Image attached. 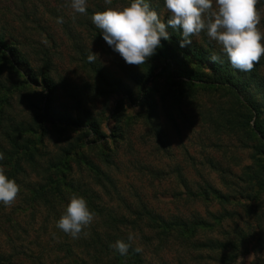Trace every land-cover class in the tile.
I'll use <instances>...</instances> for the list:
<instances>
[{"label":"rangeland","instance_id":"374dc122","mask_svg":"<svg viewBox=\"0 0 264 264\" xmlns=\"http://www.w3.org/2000/svg\"><path fill=\"white\" fill-rule=\"evenodd\" d=\"M153 1L160 8V14L166 13L169 18L171 14L165 8L164 0ZM125 4V0H112L111 5L105 4V0H86L85 15L74 12L71 0H0V34L4 43L10 45L9 49L16 50L23 58L19 63L9 61V66L0 67V81L7 88L6 99L0 103L4 114L0 123V153L10 150L7 139L11 133L10 125L16 126L20 121L35 123L33 117L38 112L37 108L43 106V102H39L33 110L27 104L31 91L39 89V85L32 82L23 91L17 88L28 75L30 82V73L37 75L44 56L48 57L51 77L62 85L52 104L74 116H81L84 109L97 113L102 119L100 130L103 135L107 134V118L121 96L117 92L99 95L100 87L88 67L91 64L87 60L89 50L97 54L94 64L102 66L112 76L127 80L122 68L129 64L97 34L99 29L92 23L88 11L95 12L97 5L99 9H105ZM256 7L261 15L258 27L264 34V0H259ZM58 17H62L64 22L58 23ZM204 36L207 37L204 32L193 36L191 48L220 52V46L208 37L209 43L203 41ZM261 43L264 44V39ZM188 57L190 60L193 58L192 55ZM182 58L188 63L186 57ZM159 62L151 61L157 64L155 72L160 70ZM15 68L20 73L14 75L12 70ZM27 69L28 75H23ZM256 75L258 79L252 81L249 94L253 99L261 100L264 96L257 83L264 81V65L256 70ZM158 80L161 85L164 79L160 77ZM88 85L97 88L98 95L93 99ZM129 85L134 100L139 87L134 83ZM70 90L76 93L78 104L66 95ZM206 93L198 90L193 103L187 100L188 97L178 105L175 100H165L162 106L158 101L157 113L151 118L159 128L158 135L142 122L143 116L137 106L126 108L125 105L126 111L140 114L141 120L132 121L122 130L123 134L110 157L111 164H105L96 157L94 149L90 148L96 145V141L91 133L86 135L83 126L51 124L36 117L45 133L36 145L41 149L40 153H53L58 145L64 146L80 136L78 141L84 143L79 148L86 158L83 162H70L67 180L89 188L97 197V203L133 223L123 226V235L126 239L129 234L135 237L133 246L142 248L139 254L144 264H264V190L254 199L244 200L239 196L238 192L249 189H243L235 176L242 166L250 162V150L241 146L236 135L211 131L199 119L194 107L211 104L208 97L217 95ZM155 99L157 101V97ZM36 136L35 133L31 135L34 140H37ZM41 158L44 157L41 155L38 160ZM23 164V172L13 177L8 175L11 165L7 160L0 162L6 176L14 178L20 188L10 207L0 202V252L14 254L15 264H31V255L36 256L45 246H51L60 238V231L56 236L54 229L51 230L54 219L50 210L40 203H25L31 188L40 182L41 173L37 174L36 170ZM90 164L99 167L106 177L94 175ZM207 185L233 195L226 201H218L206 191ZM236 188L238 191L235 192ZM68 202H57L55 210L65 212ZM143 209L161 221L186 223L187 226L200 222L201 226L186 231L180 226L174 232L161 236L150 228L152 221L145 218ZM96 223L99 224L94 215L90 226ZM153 225L159 227L156 223ZM100 228L104 229L98 226ZM228 239L236 243V249L230 250L226 246L209 248L206 245L209 240L221 242ZM231 253L232 259L225 262V256ZM50 254L42 258L45 264H55L56 258L60 264H69L60 252ZM80 256L86 258L83 253Z\"/></svg>","mask_w":264,"mask_h":264},{"label":"trees","instance_id":"16d2710c","mask_svg":"<svg viewBox=\"0 0 264 264\" xmlns=\"http://www.w3.org/2000/svg\"><path fill=\"white\" fill-rule=\"evenodd\" d=\"M125 1H127V4L131 2V0ZM145 2L166 23L168 19L167 14H160V8L157 7L156 1L145 0ZM95 9L96 11L104 10L99 9L98 5ZM93 13L88 11L89 15ZM168 32L170 39L167 41L161 39L162 46L156 49L155 54L148 58L145 64L140 66L129 65L127 66L128 68H122L127 80L119 76L110 75L97 63L89 64L88 67L96 78L97 86L99 85L100 87L99 95L117 92L121 96L116 101L112 113L107 118L108 131L105 135L100 130L102 119L97 113L95 114L84 109V113L81 116H74L64 110H58L52 104L55 95L62 85L51 77L47 56L42 58V67L39 68L37 75L35 76L30 73V82L28 72H26L28 69L22 73L23 75L27 73L28 78L19 82L18 90H25V87L28 88V85L32 82L39 85V89L35 88L36 91H31L30 93L31 99L27 102L29 108L34 110L39 102H43V106L37 108L38 112L33 117L37 124L32 122L24 124L20 121L16 126L10 125L9 129L11 133L9 132L7 136L10 150L3 153L4 158L2 160H7V163L11 165L8 171V175L10 176L16 177L19 172H23L22 163H25L23 165L29 167L31 170H36L37 174L41 173L40 182L35 183L31 188L30 194L25 199L27 200L25 203L27 204L28 202V205L34 203L44 205L50 210L49 213H51L54 219L51 230L54 229L56 236L59 235L58 231H60L59 240L53 241L51 246L43 248V245H39L40 248H43V251L38 250L39 252L36 256L31 255V264H45L42 258L45 255H51L50 253L53 252H60L69 264H144L140 254L133 252L132 248L129 249L127 256H122L111 247L117 239L127 240L123 235V226L126 223H133L123 215H115L111 210L97 203V197L93 195V192L89 188L82 187L81 183L67 180V174L71 168L70 162L72 160H75L77 163L78 161L83 162L86 158V155L83 153L84 151L79 148L84 143L78 141L80 136L78 135L69 140L64 146L58 145L57 150L53 153L47 152L43 154L44 151L40 153L41 149L37 148L36 145L40 143L41 137L45 133L40 122H37L36 117L49 121L51 124L59 122L67 124L66 126H83L84 132L87 133L86 135L91 133L92 138L96 141V145L90 147L94 149L96 157L105 164H111L112 160H110V157L113 155L114 148L123 134L122 130L129 127L132 121L141 120L140 114H131L129 111H126L125 105L126 108H130L132 105L137 106L143 116L142 122L158 135L159 128L151 120L157 113L158 101L161 106L165 103V100H175L178 105V103H182L188 97L187 100L193 103L198 90L207 92L206 94L209 96H213L216 93L215 97L210 99L208 97V102L211 104L202 107L195 104L198 108L194 107V111L199 115V119L207 124L211 131L234 134L237 136L238 141L241 142V146L249 148L250 162L242 166L239 173L235 176L240 182L241 187L243 189L248 188L249 190L238 192L239 196L244 200L254 199L264 190V140H262L264 138V98L255 100L249 94L252 81L258 79L256 70L264 65V56L261 57L259 63L254 65L252 71H239L233 68L228 62L227 57L222 54V63H213L209 59L211 54H220V52L194 50V48H191L193 45L181 47L180 41L182 37L181 35L179 36V30L168 28ZM98 33L101 35L100 31ZM202 39L208 42L206 36ZM9 47L10 45L4 43L0 34V67L3 65L9 66V61L19 63L23 60L16 50H10ZM193 51L195 53L192 54ZM188 55H192L193 58L190 60ZM182 56L186 57L188 63L183 60ZM153 60L160 61V70L156 72L154 70L157 68V64L151 63ZM163 61L166 62L162 64ZM12 71L14 75L19 72L17 68ZM160 77L164 79L161 85L158 80ZM22 82L24 83L21 85ZM129 83H134L139 87L134 100ZM257 85L264 96V81L260 80ZM89 87L92 92L91 98L93 99L98 95L97 88L95 86ZM5 89L7 90L0 81V103L6 99L7 91ZM66 93L70 98L75 99L76 104H78L75 92L70 90V92L67 91ZM23 95L24 92L21 94V97ZM155 97H157V101ZM88 98L91 100L90 97ZM89 99L88 101H90ZM75 107L79 110L77 105ZM1 109L0 123L4 115L1 113ZM251 120L252 124H250ZM27 133L29 136H27ZM34 133L37 134V140L31 137ZM41 155L44 157V160L42 158L38 160V157ZM90 165L94 175L106 177L99 167H95L93 164ZM206 191L218 201H226L233 195L221 193L209 185H207ZM236 191H238V188H236ZM72 194L85 198L90 211L96 216L99 223L85 228L78 239H73L57 227V222L64 213L57 209L55 210L57 202L67 203ZM143 213L145 218L152 221L150 228L155 230L159 235L161 233V236L167 235L169 231L174 232L175 228L180 226L183 227L184 231L201 226L200 222L187 226L186 223L174 224L167 220L161 221V218L146 209H143ZM155 223L159 227L154 226L153 224ZM98 226H102L104 229L100 228V230ZM206 245L209 248H222L226 246L230 250L236 249V243L230 239L221 242L209 240ZM80 253H83L86 258L81 257ZM232 257V253L227 254L225 262L232 259ZM85 259H88V261ZM54 261L55 264H60L57 258ZM15 262L16 258L14 254L0 252V264H15Z\"/></svg>","mask_w":264,"mask_h":264},{"label":"clouds","instance_id":"9594fccd","mask_svg":"<svg viewBox=\"0 0 264 264\" xmlns=\"http://www.w3.org/2000/svg\"><path fill=\"white\" fill-rule=\"evenodd\" d=\"M258 2L164 0V6L171 14L165 23L145 0H131L122 6L95 11L91 21L99 29L104 41L129 65L145 64L162 46L161 39H170L168 28H171L180 30L181 47L192 44L193 36L206 33L210 41L220 46V54L213 53L209 57L213 63H222V54L233 68L250 72L264 56V44L261 43L264 34L258 27L261 23V15L256 7ZM105 4L111 5L112 0H105ZM71 8L75 13L87 14L86 0H71ZM57 22L63 23L64 20L58 17ZM87 60L94 63L97 54L89 50ZM3 158L4 154L0 153V160ZM19 191L16 181L6 176L5 169L0 166V202L10 207ZM93 220L94 214L85 198L72 194L57 227L73 239H78ZM134 241L135 237L129 234L126 241L117 239L111 247L122 256H127L130 248L140 253L141 247H132Z\"/></svg>","mask_w":264,"mask_h":264}]
</instances>
